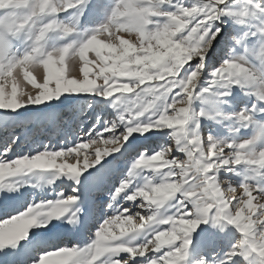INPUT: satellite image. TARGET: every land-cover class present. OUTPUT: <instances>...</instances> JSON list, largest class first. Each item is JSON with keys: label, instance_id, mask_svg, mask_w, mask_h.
Wrapping results in <instances>:
<instances>
[{"label": "snow or ice", "instance_id": "1", "mask_svg": "<svg viewBox=\"0 0 264 264\" xmlns=\"http://www.w3.org/2000/svg\"><path fill=\"white\" fill-rule=\"evenodd\" d=\"M144 2L145 0H119L117 5V0H114L104 21L86 39L78 46L69 44L59 48V54L55 57L51 53L42 52L41 44L49 31L59 27L55 20L39 27V34L35 36L31 50L20 57L9 56L7 37L17 35L22 29L18 31L15 23L0 20V110H4L0 113L46 104L47 101L58 100L64 93L93 94L110 99V106L114 109L123 105L117 111L115 119L104 124L103 131L93 125L86 135L77 136L76 141L67 146L61 144L59 150L56 146L45 144L43 150H32V154L16 153L15 158H12L11 154L15 153L19 137L9 135L0 139V192L16 191L17 186L12 178L33 172H53V179L67 176L75 184H79L80 177L89 169H95L91 177L93 188L101 190L104 181L118 174L117 157L126 156L128 165L126 170L119 173L118 182L111 189L106 205V209L112 210L111 213L104 216L86 246L69 247L60 238L57 231L59 226L53 223L63 221L73 229L78 226L80 209L75 207L73 210V206L79 201V196L75 194L79 189L73 188L67 195L61 192L53 200H43L40 203L31 201L23 207H12L6 199L0 202V220H3L0 223V251L5 248H12L14 251L23 248L24 245L19 242L28 241L30 230L35 228L42 231L31 232L29 244L42 249L38 264H187L189 237L199 224L210 222L213 226H219L221 231L225 226H233L241 235L248 234L239 225L240 216L230 215L237 203L242 205L241 209H237L241 215L248 210L249 230L255 232L254 218L264 214V208L257 202L264 195V188L241 183L238 185L240 194L233 197L231 202L224 199L222 205L215 202L210 206L202 204L198 193L185 191L194 185L197 178L194 169L190 165L181 164L180 158L173 155L179 152L186 158L189 153L181 150L179 135L174 141V147L170 139V134L176 132L178 127L176 119L171 115L175 111V105L185 95H189L190 102L188 90L192 81L187 79V74L193 72L196 65H200L201 72L209 67L207 57L219 36L213 22L219 18L217 11L219 6H223L222 0H208L203 9L197 7L198 14L195 17L184 13V6H177L175 11H165L161 16L166 17V22L153 30L148 29L149 24L138 25L145 33L156 35L184 19L186 24L180 25L181 31L177 32V37L191 33L190 38L201 40V47L204 40L211 38L206 55L187 63L178 62V70L172 74L166 59L155 65L145 63L149 52L148 43L143 38V48L139 51L133 49L135 55L132 59L123 54L122 50L118 51V45L126 39L120 33L135 30L136 27L127 23L134 18L131 10ZM171 3L172 0H165L163 5ZM30 4L31 0H25V8ZM88 4L89 0H42L28 24L40 16H54L69 9L76 10V19L79 20L87 11ZM124 12H129V16H125ZM149 15L150 10L145 9L144 16ZM62 30L69 34L74 31V27L64 26ZM113 30L117 33V44H113L111 40ZM73 48L79 58V75H73L69 71V58L73 54ZM33 64L43 68L42 79L33 75L30 67ZM215 68L216 66L212 70ZM210 75L218 77L220 73L213 71ZM210 83L215 85L216 79L213 78ZM28 86H31L34 94L26 95L25 89ZM182 114L184 120L180 123L186 127L188 110H182ZM39 118L41 122L47 123L54 118V114L49 113ZM18 126L0 114V129ZM163 132L168 133L169 143L150 153L146 144L133 143L141 137L147 141L150 136ZM209 142L213 154L207 162L212 168L202 174V184L209 178L218 184V172L224 164L216 156L211 138ZM99 144L105 147H97ZM169 148L171 151H168ZM192 155L195 156V153ZM109 157L112 159H107ZM70 159L75 163L68 162ZM101 161L104 163L101 164ZM213 161H216L215 165ZM97 165L100 167L97 168ZM143 171L159 173V182L149 179L129 191L133 178ZM189 176H192V180L188 179ZM53 179L46 183L51 185ZM229 190L233 189L230 187ZM118 198L128 202L131 207L114 206ZM166 205H171L172 211L163 215L160 210ZM259 223L264 224V218ZM142 232L147 233L143 241L132 244L129 237L135 238V234ZM234 247L233 243L230 249ZM242 254L227 251L217 264H235L234 258ZM194 264L208 262L201 257Z\"/></svg>", "mask_w": 264, "mask_h": 264}, {"label": "rangeland", "instance_id": "2", "mask_svg": "<svg viewBox=\"0 0 264 264\" xmlns=\"http://www.w3.org/2000/svg\"><path fill=\"white\" fill-rule=\"evenodd\" d=\"M113 3L114 0H89L87 11L80 16L79 20L76 19V10L73 9L57 13L54 16L43 15L35 18L31 22V29H27L26 26V30L15 36L7 37L9 45L8 54L10 57H20L28 51L29 44L24 38L25 35L34 33L40 25L49 19L55 20L57 24L67 23L74 27V31L69 34L63 33L59 28L49 31L41 42L42 52L46 54L48 51L69 44L78 46L96 26L104 21ZM201 3L202 0H172L171 5H163L162 9L164 11H175L177 6L189 7L195 5L199 7ZM226 3L230 10L236 11L245 6L244 0H226ZM24 11H27V9ZM150 20L153 23L147 27L149 30H153L157 26H162L166 22V17L154 16L150 17ZM245 20L246 23L237 24L229 17H221L213 22V26L220 29L218 40L207 57L206 63L209 67L205 68L200 88L195 90L190 104V119L186 124V129L191 133V130L195 128L201 135L203 140L201 147L208 153L207 159H210L213 154V150L209 151L210 136L215 140L238 141L251 135L253 131L251 125L248 129L242 128L238 132L229 131L233 127L231 114L240 111L241 108L250 107L251 99L244 96L240 89L235 86L230 89L227 96H221L219 94L220 89L210 84V72L212 68L218 66L219 62L226 58L229 49L234 53L241 50L238 46L234 45L229 37L232 35L239 36L248 31L249 24L259 25L261 21H264V13L257 12L253 19L248 21V18H245ZM125 38L127 37L125 36ZM124 47L125 45L122 43L118 51ZM153 51H156V49H153ZM79 67L80 64L78 63L75 67V74L77 75H79ZM69 71L73 72L72 67ZM33 75L42 79L43 68L39 67L38 73L33 71ZM203 88H207L208 90L206 92L201 91ZM28 89H31V86H28L25 91ZM122 107L123 105L121 104L114 109L110 106V99H104L93 94L64 93L58 100L47 101L46 104L39 106L30 105L16 112L0 113L19 125L18 127L0 129V134H2L0 137L7 138L9 135L19 137L15 153L11 154L12 158H15L16 153L23 154L27 152L28 154H32V150H43L45 144H48L50 147L56 146L57 150H59L61 144L67 146L70 143H74L77 136L83 137L86 135L87 131L93 125L98 130L103 131L104 124L114 120L117 111L121 110ZM59 109H62L61 114H59ZM3 111L0 110V112ZM201 111L206 112L208 115L192 118L193 113ZM49 113L54 114V118L47 123L41 122L39 117ZM22 122H25V124H22ZM197 123L199 125L198 127ZM172 126L176 127L175 124ZM104 135L107 136V133ZM133 143L146 144L150 153L161 145L169 143L168 133H156L154 136H150L147 141L141 137ZM259 145H264V135L257 142V146ZM97 147L103 149L105 146L99 144ZM113 155L116 154L113 153ZM173 155L183 158V154L179 152H175ZM107 159H112V157ZM57 162L59 163L60 161L58 160ZM68 162L75 163L71 159ZM103 163L104 161H101V164ZM213 164L215 165L216 161H213ZM127 166L126 156L117 157L116 170L118 174L104 181L101 190H96L92 186L91 177L95 169H89L84 172L80 177L81 182L79 184H75L67 176H60L57 179H53L55 176L53 172H33L20 175L12 178V182L17 186V190L0 192V202L6 199L12 207H23L31 201L40 203L43 200H53L58 193L62 192L67 195L72 192L73 188L79 189L78 193H75L79 196V201L73 206V210L75 207H79L80 209L78 213V226L73 229L67 224H64L63 221H53V223L59 226L57 231L62 236V242H65L69 247L75 245L82 248L90 242V238L97 230L98 225L102 223L104 216L111 213V209H106L111 189L118 182L119 173L126 170ZM99 167L100 165H97V168ZM221 167L223 168L218 172V184L227 180V184H222V189L229 190V185H231L232 188L236 189L235 196H238L241 192L238 186L241 183L246 182L253 187L264 188V176H256L253 178L251 174L248 175V170L243 164L221 165ZM49 179H53L51 185L46 183ZM149 179L153 182H159L160 174L149 171L138 173L133 178L129 191L137 186L143 185ZM188 179L192 180V176H189ZM208 182L213 187L217 184L213 180H209ZM45 192L51 195L49 197L47 195L44 196ZM221 197L222 199H218L215 202L216 204L222 205L224 199L228 200L224 195H221ZM114 206L131 207L122 198H118ZM160 211L161 214L167 215L172 211V206L166 205ZM2 222L3 220H0V223ZM33 231L42 230L31 229L28 241L21 240L19 242L20 245H24L23 248L17 249L16 251L12 248H5L3 251H0V264H8L7 260L9 258H11L12 264H34V262L38 264L42 249L35 244H29L31 232ZM73 234L77 236L74 239L71 236ZM146 235V232L138 233L135 234V238L129 237V240L132 244H138L143 241ZM240 235L233 226H225L224 230L221 231L219 226H213L210 222L199 224L189 237L190 244L187 264H194V261L199 260L201 257L208 264H217V261L224 257V254L230 250L231 245ZM234 261L235 264H248V261H245L242 257L234 258Z\"/></svg>", "mask_w": 264, "mask_h": 264}, {"label": "clouds", "instance_id": "3", "mask_svg": "<svg viewBox=\"0 0 264 264\" xmlns=\"http://www.w3.org/2000/svg\"><path fill=\"white\" fill-rule=\"evenodd\" d=\"M42 0H31L30 6L25 8V0H0V20L7 22H13L17 25V30L22 31L31 29V24H28V20L36 14L39 4ZM165 0H145V2L131 10V15L134 17L127 21L128 24L136 26L135 30L120 33L127 38L123 41L125 47L122 49L123 54L127 55L129 59H132L135 53L133 49L139 51L143 48L141 39L143 38L148 43L149 58L145 60L146 64L155 65L161 60H165L170 68V74L177 71V64L180 61L187 63L191 59L202 57L206 55L211 38L208 40H201L190 38L191 33L188 36L177 37V32L181 31L180 25L186 24L184 19L175 22L162 32L156 33V35H150L142 31L138 25L141 23L152 24L153 21L150 17L164 15L165 11L162 9ZM208 0H202L200 9H203ZM119 0H117V5ZM223 6L218 7L217 15L218 19L221 17H229L233 19L234 23L244 24L245 18L248 21L253 19L257 12L264 13V0H244V7L238 11L230 10L227 7L226 0H222ZM27 9V11H24ZM150 10L151 15L144 16V10ZM184 13L188 16L195 17L197 12V6H189L184 8ZM125 16H129V12L123 13ZM142 18V19H141ZM217 19V20H218ZM216 20V21H217ZM52 19L47 20L39 27L51 24ZM56 23V22H55ZM57 24V23H56ZM59 29L63 32L64 26H70L67 23L57 24ZM39 29V28H38ZM57 29V28H56ZM54 30V29H53ZM22 31H19L22 32ZM217 31H220L217 28ZM39 34V31L26 34L25 40L29 44L28 51L32 48V42L35 36ZM229 39L238 46L241 50L234 53L231 49L225 59H222L218 66L211 72H219L218 77L210 75V81L215 78V86L220 89L221 96H227L230 89L235 86L240 89L242 94L251 99V105L248 108H241L240 111L231 114L233 127L229 129L231 132H238L240 129H248L251 125L253 128L252 134L244 137L238 141H225L215 140L211 136V142L215 145V153L221 164L224 165H245L248 170V175L251 174L254 177L264 176V145L257 146V142L261 136L264 135V21H261L259 25L249 24V30L242 33L239 36L232 35ZM112 43L117 44V33L113 30L111 37ZM122 44V43H121ZM121 44L118 45L121 48ZM139 46V47H138ZM61 48V47H60ZM58 49H53L47 53H51L54 57L58 55ZM156 49V51H153ZM131 53V54H129ZM69 63L73 69V75H75V67L79 63V58L75 54V48H73V54L69 58ZM201 63L203 61L201 60ZM33 71L39 72V67L35 64L30 66ZM210 72V73H211ZM17 74H19L17 72ZM204 72L200 71V65L195 66V70L187 74V79L192 81V85L189 88V95L181 96L179 102L175 105V111L171 115L176 119V125H178L176 132L170 134V139L173 141L172 146H175V139L179 135L182 141V151L189 153L188 157L180 158L181 164L190 165L196 174V180L193 186H190L185 191L193 194L198 193L202 204L210 206L216 202L221 195H224L229 202L235 197L236 189L224 190L222 184H227L228 181L224 180L215 187L208 181L204 180L203 173L205 170H211L212 166L207 162L208 153H206L201 147V135L195 128L188 132L184 124L180 121L184 120L182 110L187 109L188 114L190 110V104L194 96L196 89L200 88L201 81ZM183 79V77H182ZM211 84V83H210ZM207 88L201 89V91H207ZM183 91V89H181ZM34 94L33 89H28L26 95ZM179 95V93H178ZM206 112L193 113L192 118H199L200 116H207ZM219 115V114H217ZM227 118V117H225ZM189 118L186 120V124ZM197 123V127H198ZM168 151H171L169 148ZM211 151V149L209 150ZM195 153V156L192 155ZM262 208H264V195L257 201ZM251 205V201H249ZM242 205L237 203L232 208L230 215L240 216L239 225L241 229L247 232V235H240L234 242V251L236 253H243L242 257L248 264H264V224L259 223L262 216L254 218L256 230L252 233L249 230L248 210L243 211V214L237 212V209H241ZM250 210V209H249ZM242 245V246H241Z\"/></svg>", "mask_w": 264, "mask_h": 264}, {"label": "bare ground", "instance_id": "4", "mask_svg": "<svg viewBox=\"0 0 264 264\" xmlns=\"http://www.w3.org/2000/svg\"><path fill=\"white\" fill-rule=\"evenodd\" d=\"M60 110V109H59ZM62 113V109L59 111V114H61ZM22 124H25V122H22ZM2 134H0V136H1ZM1 138V137H0ZM2 139V138H1ZM64 181V180H63ZM71 182V181H70ZM72 184H74L73 182H72ZM45 195H47L48 197L51 195V194H48V193H46L45 192V194H44V196ZM76 230V229H75ZM74 231V230H73ZM74 233V232H73ZM72 236V239H74V237L76 238L77 236H75L74 234L73 235H71ZM60 238H61V240H62V236H61V234H60ZM7 263L8 264H12V260H11V258H9L8 260H7Z\"/></svg>", "mask_w": 264, "mask_h": 264}]
</instances>
